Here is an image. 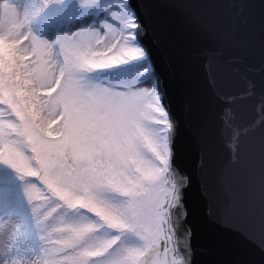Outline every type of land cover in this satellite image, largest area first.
I'll use <instances>...</instances> for the list:
<instances>
[{
  "label": "clouds",
  "instance_id": "9594fccd",
  "mask_svg": "<svg viewBox=\"0 0 264 264\" xmlns=\"http://www.w3.org/2000/svg\"><path fill=\"white\" fill-rule=\"evenodd\" d=\"M125 27L135 35L140 25L131 19ZM114 38L99 24L52 41L39 39L38 45L29 18L13 0H0V82L5 89L0 92V161L11 157L25 172L31 170L30 175L22 173L21 184L42 246V255L32 264H117L125 249L142 240L158 243L173 227L172 215L164 228L154 223L132 164L119 165L120 181L127 185L123 190L114 186L115 178L90 168L84 133L101 117L125 112L133 126L139 122L150 130L168 157L174 209L181 207L182 189L188 185L173 175L172 130L162 126L160 93L90 75L128 63L122 49L132 46L136 35L132 40L121 30V39L113 43ZM15 85L26 94L17 96ZM135 147L143 152L141 144ZM217 185L228 195L237 190V180L227 168ZM117 230L125 239L106 255ZM180 264L191 261L182 257Z\"/></svg>",
  "mask_w": 264,
  "mask_h": 264
},
{
  "label": "water",
  "instance_id": "95a60500",
  "mask_svg": "<svg viewBox=\"0 0 264 264\" xmlns=\"http://www.w3.org/2000/svg\"><path fill=\"white\" fill-rule=\"evenodd\" d=\"M128 6L171 119L173 175L188 185L172 212L181 257L264 264V0ZM226 168L233 195L217 185Z\"/></svg>",
  "mask_w": 264,
  "mask_h": 264
},
{
  "label": "snow or ice",
  "instance_id": "6c2138e0",
  "mask_svg": "<svg viewBox=\"0 0 264 264\" xmlns=\"http://www.w3.org/2000/svg\"><path fill=\"white\" fill-rule=\"evenodd\" d=\"M61 2L62 0H46L45 7ZM90 2L95 3L96 0H90ZM243 11L244 8L241 5L238 12ZM110 16L119 26L108 21H101L100 26L104 32L114 33L113 43L116 39H121V30L130 39H135L134 33H130L125 27L131 22L126 14L111 12ZM33 38L38 45L41 43L35 35ZM122 51L129 58L128 62L143 57L142 51L134 46H126ZM117 65L123 64H114L109 68ZM134 83H129L127 86L134 87ZM159 112L160 119L164 122L162 126L171 131L172 126L166 111L160 109ZM84 135L86 138L84 155L90 168L108 179L115 178L114 186L123 190L127 185L120 181L119 165L121 163L132 164L137 170L140 187L142 193L145 194V205L150 210L154 223L160 228L166 227L168 218L174 210L173 180L170 179L167 154L161 153L159 144L151 135L150 130L139 122L133 126L129 122L128 115L120 112L101 117L93 127L85 130ZM137 143L142 145L143 152L137 151L135 147ZM0 166L8 170L0 176V186L10 189L15 180L24 179L15 159L9 157L0 161ZM175 235L172 227L163 234V238L159 239L158 243L142 240L139 246L125 249L117 264H180L182 257ZM113 237L114 242L108 248L106 255L121 247L120 231H114Z\"/></svg>",
  "mask_w": 264,
  "mask_h": 264
},
{
  "label": "rangeland",
  "instance_id": "374dc122",
  "mask_svg": "<svg viewBox=\"0 0 264 264\" xmlns=\"http://www.w3.org/2000/svg\"><path fill=\"white\" fill-rule=\"evenodd\" d=\"M13 3L29 18L32 33L40 40L52 41L64 33L74 32L89 25H99L101 21L119 26L112 20L111 12L126 14L137 23L134 11L128 6V0H96L95 3L90 0H62L61 3L49 4L47 7L46 0H13ZM41 9L43 11H40ZM132 46L144 50L137 37ZM145 68L148 69L147 72L144 71ZM90 75L98 79H111L117 86L135 82L134 87H148L158 92L156 78L147 55L127 64L97 70ZM121 77L124 79L120 80ZM14 79L20 80V76ZM25 88H30L28 82H25ZM25 88L15 85L17 96H24ZM4 91V85L0 82V92ZM3 153L4 148L0 146V154ZM20 171L25 175L31 174V170L25 172L23 167H20ZM7 172L6 168L0 166V176ZM39 198V195H34V199ZM124 239L122 237V240ZM0 248H3L2 255L6 256V264H32L42 255L38 230L26 202L21 181L18 179L10 189L0 186Z\"/></svg>",
  "mask_w": 264,
  "mask_h": 264
},
{
  "label": "bare ground",
  "instance_id": "6f19581e",
  "mask_svg": "<svg viewBox=\"0 0 264 264\" xmlns=\"http://www.w3.org/2000/svg\"><path fill=\"white\" fill-rule=\"evenodd\" d=\"M2 254H3V248H0V264H6V256H3Z\"/></svg>",
  "mask_w": 264,
  "mask_h": 264
}]
</instances>
